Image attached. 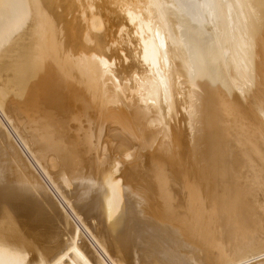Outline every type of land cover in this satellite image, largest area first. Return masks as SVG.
<instances>
[{"label": "bare ground", "instance_id": "bare-ground-1", "mask_svg": "<svg viewBox=\"0 0 264 264\" xmlns=\"http://www.w3.org/2000/svg\"><path fill=\"white\" fill-rule=\"evenodd\" d=\"M0 264H264V0H0Z\"/></svg>", "mask_w": 264, "mask_h": 264}]
</instances>
